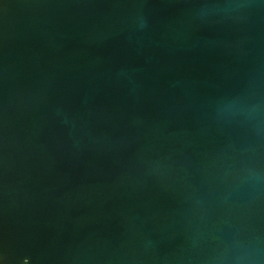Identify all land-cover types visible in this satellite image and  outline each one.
<instances>
[{
    "label": "water",
    "instance_id": "obj_1",
    "mask_svg": "<svg viewBox=\"0 0 264 264\" xmlns=\"http://www.w3.org/2000/svg\"><path fill=\"white\" fill-rule=\"evenodd\" d=\"M0 264H264V0H0Z\"/></svg>",
    "mask_w": 264,
    "mask_h": 264
},
{
    "label": "snow or ice",
    "instance_id": "obj_2",
    "mask_svg": "<svg viewBox=\"0 0 264 264\" xmlns=\"http://www.w3.org/2000/svg\"><path fill=\"white\" fill-rule=\"evenodd\" d=\"M27 260H29V259H27ZM24 261H25V260H24ZM24 261H23V262H24Z\"/></svg>",
    "mask_w": 264,
    "mask_h": 264
}]
</instances>
